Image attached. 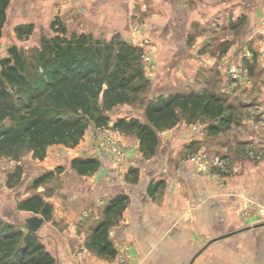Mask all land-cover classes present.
Returning a JSON list of instances; mask_svg holds the SVG:
<instances>
[{
	"label": "crops",
	"instance_id": "obj_1",
	"mask_svg": "<svg viewBox=\"0 0 264 264\" xmlns=\"http://www.w3.org/2000/svg\"><path fill=\"white\" fill-rule=\"evenodd\" d=\"M28 1L41 13H61L68 25L76 16L80 33L107 40L120 33L141 44L158 63L153 73L173 64L177 71L167 74L180 71L186 80L223 73L231 63L250 60V53L255 66L264 60V0H10L6 17ZM187 62L191 67L181 66ZM251 66L249 74L255 71ZM237 114L232 107V119L219 133L197 128L187 135L177 126L175 134L168 133L172 127L158 131L150 155L143 154L138 138L116 127L126 143L116 169L93 150L86 129L73 147L51 144L43 158L31 151L32 180L19 199L39 195L51 209L45 219L19 207L27 216L24 226L31 215L43 217L36 233L54 264H122L123 244L130 247L128 264H264V210L243 213L247 205L264 208V158L247 154V146L264 145V138L255 117H241L245 131L229 134V126L240 124ZM215 151L230 156L226 170L209 164ZM74 157H95L96 167L80 173L71 165ZM26 170L20 179H27ZM42 174L49 175L33 185ZM12 197L7 192L16 206ZM102 222L103 234L97 230ZM104 240L109 245L102 248Z\"/></svg>",
	"mask_w": 264,
	"mask_h": 264
},
{
	"label": "trees",
	"instance_id": "obj_2",
	"mask_svg": "<svg viewBox=\"0 0 264 264\" xmlns=\"http://www.w3.org/2000/svg\"><path fill=\"white\" fill-rule=\"evenodd\" d=\"M8 3L9 0H0V33ZM115 36L99 40L80 33L77 38L68 41L65 50L72 54V63L62 73L59 69L61 64L52 67L48 74H63L61 81H46L43 89L26 73L18 50L14 46L9 47L7 56L0 57V150H9L23 143L34 157L43 158L51 144L75 146L90 122L97 127L106 125L110 116L102 99H107V103L111 99L127 100L123 87L132 76L125 71V67L135 58L134 46L116 41ZM40 41L41 50L46 52L45 62H49L55 55L52 50L54 45L47 40ZM115 45H118L114 53L116 62L107 78L104 72L109 69L107 65ZM100 62L102 67H99ZM232 107L223 93L213 90L201 89L184 94L175 92L167 97H158L154 103L148 101L139 115L118 117L112 125L132 128L139 139L141 151L150 155L157 147V132L173 127L180 112L205 117L207 130L216 133L228 127ZM96 162L95 157H74L71 165L80 173H86L96 167ZM49 174L37 177L33 185ZM20 207L41 213L45 219L50 216V204L39 195L27 197ZM25 227L26 232H23L8 222L0 228V264H54L53 255L37 233L28 229L27 223ZM97 230L105 233L103 222ZM108 245V241L104 240L101 247Z\"/></svg>",
	"mask_w": 264,
	"mask_h": 264
},
{
	"label": "rangeland",
	"instance_id": "obj_3",
	"mask_svg": "<svg viewBox=\"0 0 264 264\" xmlns=\"http://www.w3.org/2000/svg\"><path fill=\"white\" fill-rule=\"evenodd\" d=\"M12 6L13 2H10V4L7 5V8L10 10ZM16 8L19 10L18 12L13 11L10 15L9 12H7L8 17L5 18L1 29L0 57L7 56V49L14 46L24 60L26 73L31 76V80L39 84L40 89H43L46 81L52 80L56 83L60 82L63 74L51 76L48 72L52 67L59 64H61L59 66L60 72H65L69 64L72 63V54L67 52L65 47L67 46L68 41L74 40L77 38L78 34H80L77 24L74 23L76 16L72 15L73 20L70 25H68L63 22V16L61 13L55 11L41 13L35 6L32 4L30 5L29 1ZM220 19L217 18L218 21H220ZM133 23L135 22L133 21ZM133 29L137 31V26H134ZM84 34H88L91 36V39H95L92 32L87 31ZM115 37L116 41H125L134 46L133 54H135V58L130 60L129 65L125 67V71L129 73V76H132V78H129L123 87V89L126 90V94L124 95L127 100L118 101L117 99H111L110 102L107 103V99H102V102L105 104V111L110 116V121L106 125L98 127L91 122L87 125L86 130H88L89 140L92 137V148L95 152L97 150L95 148V135L98 130H106L111 135H114L125 149L126 143H122L116 136V127L112 125L113 121L116 120V118L126 116L127 114L132 115L131 113H133V115H135L134 112H142L148 101L151 100L152 103H154L158 97H167L169 94L175 93V90L182 91L181 93L183 94L201 89L213 90L221 94L223 93V97L226 101L232 104L235 114L238 113L236 115L237 123H240L241 117L259 118L261 126L259 131L261 132V137L264 138V60L258 62V64L256 63L255 66L250 53V55L247 56L250 57V60L248 59L240 62L241 64L239 63V66L231 63L225 68L223 73L220 71H210L199 77H188L185 80L179 74L180 71L170 75L167 74V72L173 68V64L170 63H168L171 65L169 70L164 68L165 70L161 69V71L159 70V73H153V69L158 64L156 60H153V54L143 51L141 44H133L120 33H117ZM97 39L107 40L105 38ZM40 40H47V42L49 41L54 45L52 50H54L55 55L49 62H45L46 52L41 50L42 43ZM144 40V43L149 41V39ZM116 48H118V45L113 47V55L107 65L109 69L104 72V75L107 76V78L109 77L108 73L113 70L116 62L114 58ZM188 64L189 63L187 62L186 64L184 63L180 65L186 68L191 67ZM251 64L255 67L251 66ZM102 66L103 63L100 62L99 67ZM250 66L252 69H255V71L249 74L248 69ZM171 70L177 71L175 68ZM178 70H180V68ZM166 74L168 76L165 77ZM133 87H136V90L133 91ZM235 108L236 110H234ZM129 109L133 110V112H129ZM206 123V118L199 114L190 115L189 113L180 112L178 121L174 126L181 128L180 131L182 133L190 135L192 132L195 134L197 128V131L206 132ZM245 127L246 126L243 128L241 123L231 125L227 132H229V134H236L241 130L245 131ZM174 128L175 127H172V130H168V133L172 132L175 134L176 131ZM253 128L254 125L247 129V131H250V129L252 130ZM119 129L130 134L131 138H137L135 131L132 128L128 129L125 126H122ZM221 131L224 130H220V132ZM207 132L209 131L207 130ZM247 147L249 149L247 153L249 157L257 161L264 158V145L261 144L259 146ZM30 152L31 150L29 147L23 145V143L16 144L10 147L9 150H0V182L5 183L0 184V228L6 223L11 222L13 226L16 228L19 227L23 232H26V227L24 226L22 218L24 219L27 216H22L18 210L22 201V199L19 198L22 196V193L30 187L32 180L30 176L32 168L29 160ZM214 156L222 158L224 162L222 167L218 165L214 166L218 167L220 170H226L230 156L224 152L215 151L209 154L208 159L210 160ZM18 160L20 163H16ZM107 165L108 168L109 166H112L109 161ZM119 165L112 167L116 169ZM23 167L27 169V173L25 174V177H27L26 180L20 179ZM9 169L12 170L11 173L9 171L7 172ZM19 182L20 184L16 185V183ZM14 186H16L15 190L10 189ZM7 192H9L10 195H13L14 198L12 197L13 199L10 198V200H12V203L15 202L16 206L9 204L8 200L5 198ZM263 210L264 208L260 205H247L243 213L248 217L255 213H263Z\"/></svg>",
	"mask_w": 264,
	"mask_h": 264
},
{
	"label": "built area",
	"instance_id": "obj_4",
	"mask_svg": "<svg viewBox=\"0 0 264 264\" xmlns=\"http://www.w3.org/2000/svg\"><path fill=\"white\" fill-rule=\"evenodd\" d=\"M95 148L102 153L112 166L120 164L122 156L125 152L124 147L120 144L114 135H111L106 130H98L95 135ZM200 159V156H197ZM211 166L218 165L223 166V159L214 156L209 160ZM119 257L122 264H128L130 257V247L126 244L121 245L119 251Z\"/></svg>",
	"mask_w": 264,
	"mask_h": 264
},
{
	"label": "water",
	"instance_id": "obj_5",
	"mask_svg": "<svg viewBox=\"0 0 264 264\" xmlns=\"http://www.w3.org/2000/svg\"><path fill=\"white\" fill-rule=\"evenodd\" d=\"M43 222V217L36 214L27 218V228L36 232L40 224Z\"/></svg>",
	"mask_w": 264,
	"mask_h": 264
}]
</instances>
